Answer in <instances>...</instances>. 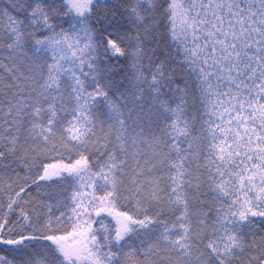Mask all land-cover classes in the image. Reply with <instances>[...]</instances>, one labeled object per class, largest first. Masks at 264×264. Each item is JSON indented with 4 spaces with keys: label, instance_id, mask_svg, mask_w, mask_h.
<instances>
[{
    "label": "snow or ice",
    "instance_id": "1",
    "mask_svg": "<svg viewBox=\"0 0 264 264\" xmlns=\"http://www.w3.org/2000/svg\"><path fill=\"white\" fill-rule=\"evenodd\" d=\"M0 264H264V0H0Z\"/></svg>",
    "mask_w": 264,
    "mask_h": 264
}]
</instances>
